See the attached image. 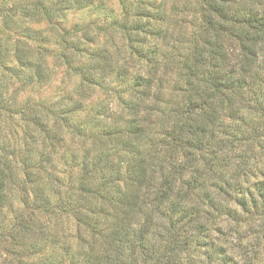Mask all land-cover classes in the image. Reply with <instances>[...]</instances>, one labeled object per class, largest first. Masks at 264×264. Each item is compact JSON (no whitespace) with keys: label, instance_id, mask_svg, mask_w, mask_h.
I'll return each instance as SVG.
<instances>
[{"label":"clouds","instance_id":"clouds-1","mask_svg":"<svg viewBox=\"0 0 264 264\" xmlns=\"http://www.w3.org/2000/svg\"><path fill=\"white\" fill-rule=\"evenodd\" d=\"M216 2L227 16L207 0H91L80 11L76 0H0V179L13 209L59 234L47 251L93 252L102 264H264V0ZM26 148L51 157L46 171L27 170L43 177L47 210L25 208L21 186L30 200L35 187ZM121 194L127 204L107 198ZM172 203L192 216L181 220ZM78 215L126 227L105 239ZM42 255L0 247L3 264Z\"/></svg>","mask_w":264,"mask_h":264},{"label":"trees","instance_id":"trees-1","mask_svg":"<svg viewBox=\"0 0 264 264\" xmlns=\"http://www.w3.org/2000/svg\"><path fill=\"white\" fill-rule=\"evenodd\" d=\"M125 3H128V0H124ZM144 0H141V3H143ZM209 7L212 8L214 11L220 12L221 15L227 16L228 12L225 11L222 8H219L217 6L216 0H207ZM91 3V0H76L77 5V11H80L86 7H88V4ZM103 4L97 5L96 10H102ZM138 16H145V17H152V13H149L147 11L138 10L136 13ZM156 19H162L161 16H156ZM207 22L211 25V20L209 18H206ZM132 28L136 31H143L148 32L149 34L153 35H159V32L153 31L149 25L143 24V23H137L132 26ZM91 42L90 37H86ZM131 39V38H130ZM137 40H140V37L136 38ZM68 47L74 48L76 50H84L89 51L88 49H81L79 42H69L65 41ZM49 63L52 61V57H49ZM24 62L22 61V64ZM28 67H30L35 74L36 77L39 78L41 82L45 81L47 78V75L43 68H41L39 65H32L28 64ZM96 67H101L100 65H96ZM8 71H13L14 74L20 75L19 72L15 69H6ZM102 70V69H101ZM29 80L32 79L31 76L28 77ZM0 91H6V86L0 85ZM79 107V106H78ZM35 120L36 123L39 124V120H36V118H29ZM41 127H44L41 125ZM50 139L55 140L56 137L52 135V133H47ZM0 150L7 152L8 149L6 147L0 146ZM39 159H37V154L34 152L31 148H26L23 152L20 153V159L21 163L24 165V168L26 170L27 175V181L29 184L35 185V187L32 188V193L34 199H29L28 196V189L26 187L21 186V192L23 193L22 199L25 204L26 209L30 210H47L51 206V202L47 198L45 194V187H44V179L42 176L39 175H33L30 172H27L29 168H36L38 167L41 171H46L45 164L51 165L52 160L51 157L46 156L43 153H39ZM104 155L101 154L100 156H97L93 158L92 160H88L87 157L85 158V161L83 162L84 169H88L89 165L91 167L95 168L98 167L102 160L104 159ZM3 161L0 160V163ZM72 162L74 167H79V165L76 164V157L73 155ZM6 166V165H5ZM115 171V170H114ZM3 177V172L0 171V178ZM116 178H119L118 175ZM58 181V178H56ZM59 182V181H58ZM87 182L85 181L84 184H82V189L91 191L90 188H87L86 186ZM256 187L261 190V194L264 195V183H258ZM5 185L3 183V179H0V247H2L5 243L9 242L12 245H20L24 248V251L28 254L40 252L43 253L40 260L38 261V264H65V260L68 261V264H102L101 259L95 255L93 252H84V251H77L73 252L70 247L65 246L63 248L64 257L58 258L59 254L53 249L51 251H47L49 245H55L60 242V236L56 232H48L45 233L41 226L34 221L31 216H28L25 218L23 213L17 212L15 209L12 208L11 203L9 201L8 195L4 191ZM110 200H116L119 203L127 204L129 202V197L126 195H117V196H111L109 195L107 197ZM76 207H83V206H89L87 202L85 204H81L79 202L76 203ZM8 208L9 211H11L15 218H16V224L14 226L13 231H8V216L6 212L4 211L5 208ZM168 209L175 215H179L180 219L183 220L186 217H191L194 210L192 209H186L181 207L179 204H169ZM103 211V210H101ZM40 219L47 224L49 227L55 229L56 223L53 220L51 223L49 222V218L47 215L40 216ZM77 219L81 221L82 223L89 226L92 231L96 234L101 235L105 239H114L118 238L119 235L124 231L126 224L125 221L120 217H114L111 221H101L99 219H92L91 217H82L77 216ZM5 235L8 237V240L5 241L4 237ZM4 251L9 252L11 255H20L22 253H16L11 248L5 247ZM0 264H3V261H0Z\"/></svg>","mask_w":264,"mask_h":264},{"label":"rangeland","instance_id":"rangeland-1","mask_svg":"<svg viewBox=\"0 0 264 264\" xmlns=\"http://www.w3.org/2000/svg\"><path fill=\"white\" fill-rule=\"evenodd\" d=\"M51 63H52V61H51Z\"/></svg>","mask_w":264,"mask_h":264}]
</instances>
